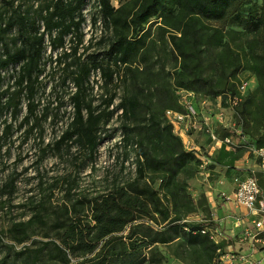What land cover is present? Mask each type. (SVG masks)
Wrapping results in <instances>:
<instances>
[{
    "label": "rangeland",
    "instance_id": "374dc122",
    "mask_svg": "<svg viewBox=\"0 0 264 264\" xmlns=\"http://www.w3.org/2000/svg\"><path fill=\"white\" fill-rule=\"evenodd\" d=\"M51 1L0 0V13L5 20L13 10L38 17ZM110 2L114 8L123 6L124 15L136 5V0ZM238 3L241 10H258L262 0ZM98 10L95 0H88L83 7L80 40L68 37L57 51L46 45L34 98L37 123L22 124L25 99L16 120L9 114L0 119V135L5 125L12 126L10 134L0 140V262L5 259L6 264H23L28 252L56 236V222L75 218L89 221L87 200L118 189L127 191L137 184L156 191L170 216L181 219L180 224L216 228L221 235L217 245L220 253L211 244L188 245L184 235L132 253L125 239L129 230L125 229L115 236L122 241L108 245L95 264H105L111 256L123 253L133 254V264H217L219 254L230 250L241 252L253 264H264L259 242L240 241L245 229H253L256 217L225 199L235 180L247 176H255L264 187V174L258 171L253 155L256 148L264 146V87L253 71L255 56L264 53L260 42L264 30L248 33L227 21L202 20L203 32L217 30L221 42L202 48L195 78L180 77L181 61L169 40L173 30L159 18L145 25L144 45L126 65L116 66L103 59L116 32L103 22ZM125 33L130 36V32ZM15 36L16 29L2 37L12 51L19 46L14 44ZM252 38L254 46L248 51L244 42ZM63 53L69 56L64 58ZM94 59L111 71L106 74L109 77L99 70L90 73L84 85L85 101L105 114L112 112V116L100 128L103 142L91 159L80 150H57L54 143L73 116L71 96L76 91L73 73L77 67L67 64H88ZM17 70L15 66L1 72L0 91L14 90ZM112 95L114 100L107 108ZM131 95L140 102L135 119L123 116L118 107L122 98ZM168 125L181 149L190 154L173 171L167 166L156 168L151 162V158L168 161L179 151L166 135ZM19 222L29 223L27 240L21 244L12 241L9 233ZM137 224L155 230L164 226L148 219ZM137 224L131 225V240L141 242L142 228ZM40 264L54 261L44 256Z\"/></svg>",
    "mask_w": 264,
    "mask_h": 264
},
{
    "label": "trees",
    "instance_id": "16d2710c",
    "mask_svg": "<svg viewBox=\"0 0 264 264\" xmlns=\"http://www.w3.org/2000/svg\"><path fill=\"white\" fill-rule=\"evenodd\" d=\"M238 1L136 0L135 8L129 15H124L123 6L114 8L110 0H95L101 19L106 25L114 27L116 32V37L110 42L103 59L112 60L116 66L126 65L144 45L145 25L152 18H159L165 27L173 30L169 40L181 61L178 76L186 74L195 78L201 64L202 48L213 45L214 41L220 43L222 39L216 36L217 30L203 32L205 28L201 23L202 20L227 21L241 26L243 31L248 33H257L259 29L264 30V0L258 10L251 8L241 10L238 7ZM87 2L88 0H52L43 12H39L38 17H31L28 12L13 10L5 20V15L0 13V83L3 70L18 66L14 90L0 91V119L9 114L12 120H16L21 112L22 99H25L26 114L22 124L30 121L32 125L37 123L39 118L35 112L34 98L37 94L38 79L43 72L42 60L46 45L50 50L57 51L64 47L68 37L80 40L81 25L84 22L82 10ZM14 29L17 32L14 44L18 42L19 46L12 51L2 37ZM125 31L130 32V36ZM263 37L260 40L262 45H264ZM254 39L245 40L248 51L254 46ZM68 56L69 54L63 53L64 58ZM254 63L253 71L264 87V53L256 55ZM72 65L77 67L73 73L76 91L71 96L73 116L54 145L57 150L62 147L66 151L80 150L88 158L93 159L103 142V138L99 136L100 128L112 116V112L105 114V111H98L87 104L85 101L87 88L84 85L87 84L93 70H99L100 74L108 77L110 74H106L111 70L109 66H104L102 61L98 62L96 59L88 64H67L68 67ZM181 83L184 85V82ZM262 94L264 96V88ZM113 100L114 95L108 98L107 108ZM118 107L123 116L135 119L140 102L136 96H126L122 98ZM11 127V124L5 125L0 140L10 134ZM167 127L166 135L170 140L175 141L179 151L175 152L176 156L168 161L151 158V162L156 168L167 166L170 171H173L190 154L181 149L180 140L171 133V126ZM124 131L127 132V129L125 128ZM123 138L127 142L125 134ZM143 158H147L146 153L143 154ZM10 187L13 189V182L10 183ZM260 187L264 194V187L261 185ZM86 206L89 221L83 222V218H75L70 222H56L54 228L56 236L28 252L23 264H40L44 256L54 261V264H95L108 245L118 239L122 241V237L115 236L125 229L129 230L125 239L128 240L127 247L132 253L154 244H167L179 235H184L188 245L211 244L213 249L219 248L209 240L207 235L201 234V230L211 227L207 224L196 226L180 224L181 219L178 216H170L168 209L161 204L156 191L148 185L132 184L127 191L118 189L104 196L87 200ZM154 214H157L158 218H155ZM142 219H148L156 226L162 224L164 226L155 230L149 225L137 224ZM133 224L142 228L141 242L131 240ZM28 225V222L13 224L9 229L11 240L19 244L25 242ZM131 256L133 254L113 255L105 264H133ZM70 257L75 258V262H71ZM0 264H6L5 259ZM217 264H219L218 260Z\"/></svg>",
    "mask_w": 264,
    "mask_h": 264
},
{
    "label": "built area",
    "instance_id": "2783aa9c",
    "mask_svg": "<svg viewBox=\"0 0 264 264\" xmlns=\"http://www.w3.org/2000/svg\"><path fill=\"white\" fill-rule=\"evenodd\" d=\"M253 155L259 171L264 174V147L255 149ZM225 199L234 207L243 209L256 217L252 221L254 232L253 229H245L240 235V241L259 242L264 249V194L258 179L255 176H247L235 180L230 195ZM201 234L207 235L211 242L218 245L221 235L216 228L203 229ZM217 252L220 253V248H217ZM218 262L219 264H253L241 252L231 250L228 253L219 254Z\"/></svg>",
    "mask_w": 264,
    "mask_h": 264
},
{
    "label": "crops",
    "instance_id": "0c3cea01",
    "mask_svg": "<svg viewBox=\"0 0 264 264\" xmlns=\"http://www.w3.org/2000/svg\"><path fill=\"white\" fill-rule=\"evenodd\" d=\"M256 162V161H255ZM257 164V163H256ZM237 165V164H236ZM257 166V165H256ZM257 168H258V166H257ZM258 171H259V169H258ZM260 172V171H259Z\"/></svg>",
    "mask_w": 264,
    "mask_h": 264
}]
</instances>
